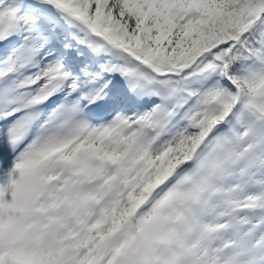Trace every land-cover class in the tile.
Returning a JSON list of instances; mask_svg holds the SVG:
<instances>
[{"label":"snow or ice","instance_id":"1","mask_svg":"<svg viewBox=\"0 0 264 264\" xmlns=\"http://www.w3.org/2000/svg\"><path fill=\"white\" fill-rule=\"evenodd\" d=\"M0 264H264V0H0Z\"/></svg>","mask_w":264,"mask_h":264}]
</instances>
